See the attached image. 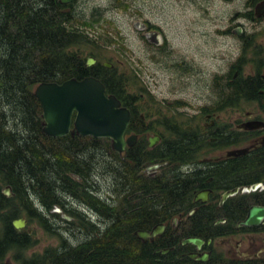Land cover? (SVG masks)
I'll use <instances>...</instances> for the list:
<instances>
[{
	"label": "flooded vegetation",
	"instance_id": "af4514ba",
	"mask_svg": "<svg viewBox=\"0 0 264 264\" xmlns=\"http://www.w3.org/2000/svg\"><path fill=\"white\" fill-rule=\"evenodd\" d=\"M224 1L239 7L225 19L207 22L203 32L196 26L186 31L191 43L202 39L209 45L207 55L214 62L207 70L197 68L194 57L175 56L165 26H154L149 20L133 22L143 33L147 56L160 51L165 55V71L173 77L179 74L180 83L173 88H192L204 95L196 105L183 99L160 100L150 86L134 84L133 72L130 83H117L114 94L107 89V95H115L131 111L132 131L127 130L125 139L133 137L134 144L122 153L102 154L99 166H91L88 175L83 167L80 175L68 174L65 184L70 197L65 206L57 207L59 212L50 211V231L44 229L57 245L33 252L38 240L35 227L26 218H17L14 229L26 231L35 243L23 251L5 248V225L0 220V264H21L47 250L75 248L78 260L65 264H264V14L257 11L264 0ZM6 57L7 53H0L1 75L10 69ZM91 57L96 59L92 66H98L94 56L85 58V65L90 67ZM103 68L113 71L111 76L117 79L126 74L111 60L102 61L98 68L100 74L109 73ZM132 88L142 90V99ZM3 90L0 86V125L11 132H0L1 193L17 199L9 181H2L5 165L15 173L21 146L30 147L34 155L39 146H46L50 156L55 137L43 132L44 143L38 139L35 123L17 127L20 117L16 112L6 115ZM167 103L191 106L192 113L165 107ZM158 105L172 115L157 114ZM185 121L189 123L183 129ZM253 122L262 124L249 129ZM71 177L79 182V193L69 191ZM8 188L11 196L5 194ZM83 188L87 196H81ZM19 219L27 222L21 229L14 226Z\"/></svg>",
	"mask_w": 264,
	"mask_h": 264
},
{
	"label": "trees",
	"instance_id": "16d2710c",
	"mask_svg": "<svg viewBox=\"0 0 264 264\" xmlns=\"http://www.w3.org/2000/svg\"><path fill=\"white\" fill-rule=\"evenodd\" d=\"M76 4L65 6L58 0H0V53H7L6 61L10 62V69L0 74V86L4 87L6 94L4 108L6 112L10 113L11 110L12 114L18 113L20 120H24H19L17 127H25V123L31 127L35 123L38 139L44 143L47 136L43 134L42 107L34 96L33 86L43 82L60 84L72 78L81 80L95 76L102 80L110 94H114L117 83H130L126 76L118 79L111 76L113 71L106 68L103 70L109 73L98 72L102 61L106 60L101 56L100 49L110 47L117 40L110 37V34L98 31L96 24L100 22L102 14L99 8L87 12L78 10ZM86 55L97 57L100 64L87 67ZM15 85L28 88H11ZM33 116L34 121L30 118ZM3 131L11 132L0 125V132ZM131 131L130 127L128 132ZM28 148L25 150L21 146L22 154L15 173L10 172L7 165L6 171L1 173L4 177L2 181H9L14 187L17 199L6 198L1 193L0 185V220L5 225L3 244L5 248L17 247L20 251L35 242L26 231L17 232L12 222L17 218H26L30 226L36 223L50 231V211L65 206L70 197L65 184L68 174L80 175L83 167V174L88 175L90 167L97 165L102 154L112 153L108 139L73 138L71 135L53 138L50 156L46 153V146H39L35 155ZM13 150L14 147H11V153H14ZM102 164L106 169L109 168L108 163ZM70 186L71 193H79L76 178H70ZM87 195L83 188L81 196ZM77 260L78 249L68 252L57 249L26 258L21 264H65Z\"/></svg>",
	"mask_w": 264,
	"mask_h": 264
},
{
	"label": "rangeland",
	"instance_id": "374dc122",
	"mask_svg": "<svg viewBox=\"0 0 264 264\" xmlns=\"http://www.w3.org/2000/svg\"><path fill=\"white\" fill-rule=\"evenodd\" d=\"M76 7L78 10L87 12L99 8L102 14L100 22L96 24L98 31L110 34V37L117 40L115 44L109 45L110 47L100 49V54L106 60L116 62L119 71L126 73L124 76L131 78L133 72L135 76L134 84L142 87L150 86L160 100L164 98L171 101L183 99L192 105H196L204 93L192 88L175 90L173 85L180 83L179 74L176 73V76L173 77L171 73L165 71L163 68L165 55L160 51H157V54L155 52L151 58L149 54L147 56L148 51L142 37L143 33L134 25L137 21L149 20L154 26H165L172 46L176 50L175 56L194 57L195 59L192 61L195 62L196 67L207 70V67L210 69L214 62V59L210 57L211 55H207L209 45L202 39L191 43L186 36V31L191 26L199 27L201 32L205 31V28L209 26L207 22L225 19L231 12L234 13L233 11L239 7V3L228 6L224 0H79ZM134 21L136 22L133 23ZM165 23L167 24L165 25ZM217 48L223 49V45H218ZM89 56L86 55L85 58ZM38 85L32 87L33 93ZM131 90L136 91L139 98L142 99L140 88H132ZM175 104L167 103L165 107L177 108L192 113L193 107H186L185 104L175 106ZM144 109L141 106V111H144ZM247 109L257 110V108L252 107H247ZM154 110L162 116H165V114L167 116L172 115L170 109H166L161 105L155 107ZM6 113L9 114V111ZM10 114H12L11 110ZM187 123L189 122L185 121L182 124L183 129H185ZM98 166L97 163L96 166L92 167L96 169ZM32 226L35 227L38 239L33 252H41L48 246L58 244L57 239L53 238L38 224L34 223ZM75 239L77 240L78 237Z\"/></svg>",
	"mask_w": 264,
	"mask_h": 264
},
{
	"label": "water",
	"instance_id": "95a60500",
	"mask_svg": "<svg viewBox=\"0 0 264 264\" xmlns=\"http://www.w3.org/2000/svg\"><path fill=\"white\" fill-rule=\"evenodd\" d=\"M74 0H60L63 4ZM258 15L264 14V6L257 8ZM261 11V13H260ZM96 59L89 58L88 66ZM107 67L112 64L106 63ZM42 107L43 132L55 138L77 134L79 137H94L110 139L114 151L122 153L127 145L132 146L134 138L125 139V134L131 123V111L123 106L115 95H107L105 84L95 77L82 80L72 78L63 83L43 82L34 92ZM260 122L248 124L249 129H257ZM159 138L151 140V146ZM256 188V187H254ZM11 196V189L5 190ZM264 212V210H261ZM59 212V209L56 210ZM26 220L14 222L17 229L23 228Z\"/></svg>",
	"mask_w": 264,
	"mask_h": 264
},
{
	"label": "bare ground",
	"instance_id": "6f19581e",
	"mask_svg": "<svg viewBox=\"0 0 264 264\" xmlns=\"http://www.w3.org/2000/svg\"><path fill=\"white\" fill-rule=\"evenodd\" d=\"M58 1H59V3H61V2H60V0H58ZM74 1H75V0H74ZM77 1H79V0H77ZM61 4H62V5H65V6H67V5H68V4H63V3H61ZM69 4H70V3H69Z\"/></svg>",
	"mask_w": 264,
	"mask_h": 264
}]
</instances>
